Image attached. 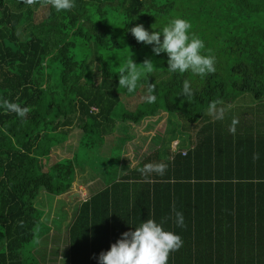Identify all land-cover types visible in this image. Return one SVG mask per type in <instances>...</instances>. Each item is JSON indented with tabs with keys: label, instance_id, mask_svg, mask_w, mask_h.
<instances>
[{
	"label": "trees",
	"instance_id": "1",
	"mask_svg": "<svg viewBox=\"0 0 264 264\" xmlns=\"http://www.w3.org/2000/svg\"><path fill=\"white\" fill-rule=\"evenodd\" d=\"M174 18L187 20L204 41L202 53L215 58L213 73H170L167 55H155L128 31L143 25L151 33ZM148 58L154 66L142 69L134 92L118 86L131 59L140 66ZM240 98L249 112L243 117L252 125L258 119L260 136L245 140L243 151H230L239 140L221 146L214 135L225 130L215 120L231 116ZM253 98L262 104L257 111L248 106ZM5 100L30 110L21 120L0 108V264H42L35 251L49 229L37 201L43 193L71 190L78 169H90L104 188L76 210L68 264H98L102 252L147 219L183 241L168 264H264V151H258L264 146V0H74L62 12L43 0H0ZM160 112L176 118L175 128L195 127L189 136L195 145L186 155L184 146L179 153L168 146L154 151L121 175L132 127ZM75 130L81 134L73 156L49 166L46 158ZM147 164L162 170H144ZM176 211L183 213L182 228Z\"/></svg>",
	"mask_w": 264,
	"mask_h": 264
},
{
	"label": "clouds",
	"instance_id": "2",
	"mask_svg": "<svg viewBox=\"0 0 264 264\" xmlns=\"http://www.w3.org/2000/svg\"><path fill=\"white\" fill-rule=\"evenodd\" d=\"M26 4H33L35 0H23ZM57 12L68 11L74 7V0H43ZM191 24L182 18L170 20L162 29L151 33L143 25H136L130 31L137 43L152 46L155 55L165 53L168 57V71L170 73H185L190 71L199 76H206L215 71V58L212 55L202 53L205 43L202 39L191 33ZM162 37V39H161ZM153 63L146 60L140 66L132 59L124 71L118 77V86L132 93L136 90L138 82L143 75L142 69L151 70ZM183 93L189 95L188 82L184 83ZM148 103L155 101V96L149 94L146 97ZM0 108L15 113L21 120L29 112L28 107H21L17 103L8 101L0 102ZM212 111V108L209 109ZM217 118H221L219 115ZM233 120L229 128L235 133ZM253 160L259 159V153L253 154ZM144 170H162V166L147 164ZM175 224L184 227V216L182 212H175ZM183 245L181 237L174 232L165 231L162 223L152 219L141 222L134 231L125 232L110 250L102 252L98 257V264H168L169 254L179 250Z\"/></svg>",
	"mask_w": 264,
	"mask_h": 264
},
{
	"label": "rangeland",
	"instance_id": "3",
	"mask_svg": "<svg viewBox=\"0 0 264 264\" xmlns=\"http://www.w3.org/2000/svg\"><path fill=\"white\" fill-rule=\"evenodd\" d=\"M146 60L150 61L149 58ZM155 69L158 70V67H155ZM245 103H248V101L246 100ZM252 104L249 102L248 106L250 107ZM246 109L247 105L238 103L233 109L232 114H244L246 116V114H249V112H246ZM244 118H241L239 124L235 125V129L243 133L245 131H253L254 126L244 123ZM176 121V118H171L167 113L160 112L156 116L146 118L140 125H134L132 131L136 139L134 142H129L126 147L129 149L131 146H134V149L137 150L146 147L150 151H125L121 174L125 175V173H128L130 165L143 161L154 152L151 150L159 148L162 145L161 141L163 137H166L168 143L174 139V137L165 136V131L168 128L167 132H169L171 126H178ZM184 128L180 129L184 130ZM193 128L195 127L191 129ZM144 132H149L150 135L146 136ZM80 134V130H75L71 135V140L61 147L65 149L55 154L53 153L48 165L50 166L62 158L72 157ZM168 143L163 144L161 147H167ZM103 188L104 183L90 169H78L76 181L67 193L59 197L48 196L45 193L40 196L37 206L45 211L43 223L49 229L47 235L39 242V248L35 251L38 260L42 264H68V228L74 221L77 205H80L83 200L89 199L94 193L99 192Z\"/></svg>",
	"mask_w": 264,
	"mask_h": 264
},
{
	"label": "crops",
	"instance_id": "4",
	"mask_svg": "<svg viewBox=\"0 0 264 264\" xmlns=\"http://www.w3.org/2000/svg\"><path fill=\"white\" fill-rule=\"evenodd\" d=\"M243 99H241L240 98V100L235 104V106H237L238 105V103H240V104H244V101H242ZM251 102L253 103L254 102V98L251 100ZM262 105V104H261ZM260 104H259V102H256L255 104L253 103L252 104V110L253 111H257V110H259L261 107ZM235 106H233V108H232V112H233V109L235 108ZM231 112V113H232ZM244 115H238V114H235V115H233V114H231V116H222L221 118H217V120H215V121H219L220 123H219V125H218V127H219V129H224L225 131H221L220 133H217L216 135H214L215 137H217V138H219L221 141H219V143H220V145L221 146H223V147H225V145L226 144H230V143H236V140H239V142H238V144H239V147H238V149H235L234 147H232L231 149H230V151H243V148H241L242 147V144H244V143H246L245 142V140H251V141H255V140H258V136H260L259 135V132H258V128H257V123H255V122H258V119H255L254 121V129H253V131H250V132H246L245 131V133H243V132H238L237 131V129H235V133H231L230 131H229V127L232 125V122H233V120H235L237 123L235 124V125H238L239 124V121H240V119L241 118H244L243 117ZM252 117V116H251ZM251 119V118H250ZM244 123H248V124H251L250 123V121L248 120V118L247 117H245L244 118ZM262 124H264V122H262ZM135 125V124H134ZM138 125H140V124H138ZM184 128V127H183ZM132 129H134V126L132 127ZM190 130H191V132H190ZM168 131V128L166 129V131H165V136H170V135H172V136H170V137H174V139H172V140H170V142L168 143V147L166 148V149H170L171 151H173V152H176V153H179L180 151H181V146H184L185 148L183 149L184 151H182V154L183 155H186L187 154V148L188 147H192V146H194L195 144H193V145H191L192 144V140H191V138L189 139V136H190V134H193V129H189L188 131L187 130H181V129H177V128H175V127H173L172 129H170L169 130V132H167ZM172 131V132H171ZM145 134H146V136H149L150 135V133L149 132H144ZM173 133H176L175 135H176V137H178V138H176L175 136H173ZM132 134H133V136H134V139L131 141V142H134L135 141V139H136V136H135V134L133 133V131H132ZM260 134H261V137H264V128H262V130L260 131ZM208 137H211L210 135H208ZM176 138V139H175ZM182 139H183V141H182ZM184 139H185V141H184ZM193 139V142H195L196 143V140H195V138H192ZM166 141V137H163V139H162V141H161V143H162V145L161 146H163V144L164 143H166L165 142ZM257 142V141H256ZM256 142H255V144H256ZM259 142H260V139H259ZM175 145H176V147H177V149H178V151H175ZM161 146H159V148H157V149H154V150H151V151H165L166 149H164V148H161ZM67 148V147H66ZM135 147L134 146H131L129 149H128V147H126L125 146V148L123 149V151L125 152V151H150V150H148L146 147L145 148H142V149H139V150H137V149H134ZM193 148V147H192ZM65 148H57V149H54L53 150V153L55 154V153H57L58 151H63ZM258 151H264V146L262 145V143H261V146H260V148L258 149ZM52 153V154H53ZM52 156V155H51ZM50 156V157H51ZM123 156H124V153H123ZM50 157L49 158H46L47 160H49L50 159ZM46 160V161H47ZM122 162H123V160H122ZM140 163V162H139ZM139 163H136V164H132V165H130V169H129V171L128 172H130L131 170H133L134 168H136V166L139 164ZM122 167H123V163L121 164V171H122ZM121 171H120V173H121ZM126 174V173H125ZM121 175H123V174H121ZM46 194V193H45ZM95 194V193H94ZM47 195V194H46ZM79 195V194H78ZM59 197V196H58ZM87 200V199H86ZM86 200H83L82 202H84V201H86ZM81 202V203H82ZM80 203V204H81ZM78 206L79 205H77V208H78ZM244 225H246V222L244 223ZM247 228V231L249 230V228L248 227H246ZM245 232L244 231V233H248V232ZM250 233H249V239L250 238H252V236H254L253 234H252V232L251 231H249ZM241 234H243V233H241ZM246 242L245 243H247V242H249L248 240H245ZM252 242V241H251ZM250 242V245H252V243Z\"/></svg>",
	"mask_w": 264,
	"mask_h": 264
},
{
	"label": "built area",
	"instance_id": "5",
	"mask_svg": "<svg viewBox=\"0 0 264 264\" xmlns=\"http://www.w3.org/2000/svg\"><path fill=\"white\" fill-rule=\"evenodd\" d=\"M174 148H175V151H178V149H177L176 145H175V147H174Z\"/></svg>",
	"mask_w": 264,
	"mask_h": 264
}]
</instances>
